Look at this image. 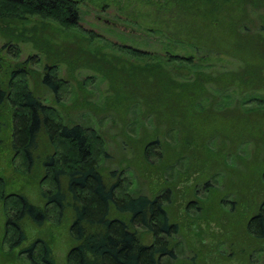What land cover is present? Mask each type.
<instances>
[{
  "label": "trees",
  "instance_id": "obj_1",
  "mask_svg": "<svg viewBox=\"0 0 264 264\" xmlns=\"http://www.w3.org/2000/svg\"><path fill=\"white\" fill-rule=\"evenodd\" d=\"M219 1L158 0L160 5L171 4L194 16L195 37L207 39L202 43H228L232 53L245 62L243 69L212 74L198 70L197 64L202 63L195 62L192 55L172 50L153 52L122 44L109 55L79 44H54L41 33L54 23L64 32L83 30L81 0H0V33L7 39L0 54L6 50L18 59L19 42L36 46L46 58L39 79L53 92L55 101L61 102L67 90L59 67L65 63L73 69L91 68L103 76L112 92L106 107L122 118L140 103L144 115L152 117L155 124L147 136L133 141L136 153L154 168L152 173L164 177L162 187L151 195H134L119 174L115 180L111 179L115 173L111 177L104 174L101 162L109 154L100 133L64 120L61 112L45 104L30 85L33 71L28 66L35 57L15 65L8 63L4 68L6 82L0 80V163L6 159L9 163L5 175L0 176V210L6 222L1 243L9 241L10 248L26 254L32 264H57L48 239L26 243L23 222L29 220L40 228L48 222L58 226L67 222L72 240L66 264H182L176 251L175 237L180 230L172 211L173 188L165 171L185 157L191 160L193 173L199 174L204 193L209 195L205 209L219 212L221 206L232 208L234 200L215 204L219 194L213 182L221 169L238 176L232 187L241 199L236 202L237 211L248 219L249 234L264 238V160L252 158L242 169H235L225 152L228 141L233 146L250 140L264 143V95L250 93L237 106H230L231 99L227 105L219 104L217 98V92L236 84L264 88V36L240 33L234 12L244 3L261 6L264 0ZM225 3L231 7L228 17L223 13L227 19L220 15ZM32 18L37 23L32 29L14 24H25ZM84 32L91 45L99 38L95 32ZM122 54L134 60L129 62ZM182 66L190 68V76H182ZM213 83L214 89L210 86ZM168 133L174 134L171 140L162 137ZM216 135L224 139V149L212 146ZM8 170H12L10 176ZM30 184L40 189L42 205L29 200L26 191ZM46 184L49 187L44 189ZM196 185L186 194L187 206L196 203ZM213 213L205 218H214ZM7 230L12 238L7 237ZM145 232L151 237L149 243L143 240Z\"/></svg>",
  "mask_w": 264,
  "mask_h": 264
},
{
  "label": "rangeland",
  "instance_id": "obj_2",
  "mask_svg": "<svg viewBox=\"0 0 264 264\" xmlns=\"http://www.w3.org/2000/svg\"><path fill=\"white\" fill-rule=\"evenodd\" d=\"M81 1L83 30L64 32L54 23L45 27L46 30L41 29V33L48 35L54 44H79L88 50L90 48L102 50L109 55L114 54L115 50L118 51L122 44L153 52L172 50L177 54L192 55L195 62L202 63L201 65L197 64L198 70L212 74L240 70L245 66V62L232 53L228 43L219 42L220 44L217 45L213 42H206L205 44L202 41H207L206 36L200 35V39L195 37L198 34L192 27L194 16L183 13L177 6L160 5L158 0ZM230 8V3H225L221 8L220 15L227 19ZM234 12L240 23L238 24L240 33L248 32L253 35L258 33L264 36V5L248 2L244 3L242 7H236ZM35 21L34 18L25 24H14L29 30L36 26ZM155 29H161V32L153 31ZM88 30L99 35L92 45L84 32H88ZM6 42V37L0 33V49ZM18 46L20 47V58L18 59L9 55L6 50H2L0 80L6 82V69H4L6 64L15 65L17 62L22 63L29 59V56L35 57L28 66L33 71L31 79L29 78L30 85L45 104L55 106L61 112L64 120L82 123L100 133L104 139L107 154H109L101 162L104 174L111 177V173H115V177H111L113 180L119 174L123 182L131 187L130 192L134 195L140 192L151 195L162 187L164 177L152 173L154 168L143 163L142 157L136 153V145L133 142L147 136L146 133L155 124L152 117L144 115L145 108L140 103L132 106L130 112L122 118L123 115L106 107L112 92L109 82L103 76L91 68L83 66L73 69L65 63H61L59 67L60 76L68 83L67 90L62 96L61 102L55 101L53 92L43 86L39 79L44 73L45 56L31 42L21 41ZM122 56L129 62L134 60L126 54H122ZM179 69L183 77L190 76V68L182 66ZM91 77H93L92 82L85 83ZM210 86L213 89L216 88L214 83ZM250 93L264 95V88L258 90V88H246L242 84H236L217 92L218 103L226 104L231 99L230 106L242 105L241 99ZM207 102L209 99H206ZM162 129L167 130L164 126ZM173 136L174 134L168 133L162 137L171 140ZM180 136V132H176L177 141ZM211 144L215 150L226 147V143L220 135L213 137ZM225 152L228 155L227 160L234 165L235 169H242L244 162H248L252 158H257L259 161L264 160V143L258 145L257 142L250 140V142L240 143L239 146H233L232 142L228 141ZM18 163L17 160L16 164ZM8 167L7 159L0 163V176L5 175L4 172ZM194 168L191 160L188 161V158L185 157L165 171V176L170 180L169 183L173 188L172 211L174 217L179 221L180 231L175 237V241L178 242L176 246L178 261L182 264H264V238L249 234L246 227L248 219L240 216V210L237 211L239 206L236 205V202L241 199L234 193L232 187L237 184L238 176L228 169L218 171V177L213 182V186L219 194L215 204L220 200L222 205L223 201L227 204L232 200L235 201V204L232 208L231 205L218 207L219 212H217L210 207L205 209V205L209 202L207 197L209 195L206 194L207 192L204 193V185L199 180V174L193 173ZM11 171L8 170V176ZM196 183L197 200L193 199L196 200V203L187 206L189 198L186 194L190 187L193 188ZM48 187V184L43 186L44 189ZM9 189L11 190V188ZM26 192H28L30 201L39 205L43 204L38 186L27 185ZM201 201H205L206 204L203 205ZM210 212H214V218L206 219L205 216H210ZM4 218L0 210V264H32L26 254H18L19 249L10 248L9 241L1 243V236L5 232ZM52 223L48 222L47 225L40 228L29 220L23 222L25 230L23 236L27 239V244L41 237L48 239L56 263L66 264L65 254L71 247L72 240L69 223L63 222L61 226ZM8 234L9 232L7 237L12 238V235L8 236ZM143 240L149 243L150 235L146 232L143 233Z\"/></svg>",
  "mask_w": 264,
  "mask_h": 264
},
{
  "label": "flooded vegetation",
  "instance_id": "obj_3",
  "mask_svg": "<svg viewBox=\"0 0 264 264\" xmlns=\"http://www.w3.org/2000/svg\"><path fill=\"white\" fill-rule=\"evenodd\" d=\"M5 223H6V222H4V225H5ZM7 232H8V230H7ZM7 232H6V234H7ZM1 237H2V236H1Z\"/></svg>",
  "mask_w": 264,
  "mask_h": 264
}]
</instances>
